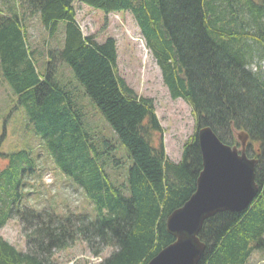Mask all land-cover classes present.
<instances>
[{"label":"trees","instance_id":"16d2710c","mask_svg":"<svg viewBox=\"0 0 264 264\" xmlns=\"http://www.w3.org/2000/svg\"><path fill=\"white\" fill-rule=\"evenodd\" d=\"M8 1L0 14V82L34 123L55 166L83 189L95 215L24 204L31 194L27 178L39 169L28 150H2L4 130L0 227L15 214L26 246L20 250L0 235V264H60L55 253L79 242L93 256L111 249L103 264H148L175 240L167 218L196 190L203 169L198 130L205 126L231 146L239 145L238 131L249 135L246 154L258 160L260 190L245 211L205 220L199 264H246L255 251L264 254V71L253 54L254 43L264 49V0ZM75 2L133 15L170 96L186 101L195 117L180 161L166 152L154 100L139 96L119 75L116 39L100 43L84 35ZM28 13L37 14L51 36L65 23L63 46L49 49L43 61L28 38ZM61 64L74 77L64 79ZM87 101L115 139L92 126ZM115 142L131 160L122 179Z\"/></svg>","mask_w":264,"mask_h":264},{"label":"rangeland","instance_id":"374dc122","mask_svg":"<svg viewBox=\"0 0 264 264\" xmlns=\"http://www.w3.org/2000/svg\"><path fill=\"white\" fill-rule=\"evenodd\" d=\"M259 1V0H256ZM8 0H0V14L6 12L4 4ZM77 22L84 35H92L100 43L108 37H113L118 46V73L135 90L139 96L149 97L154 100L156 114L164 129V142L169 158L180 161L183 145L195 131V117L190 105L183 99H173L163 81L160 67L152 53L147 48L141 35L138 24L133 15L128 11H118L106 14L103 10L94 8L81 2H75ZM28 38L36 50L38 60H45L48 50L63 46L64 22H60L57 32L51 36L43 27L37 14H27ZM253 54L256 61L264 71V49L254 43ZM64 79L74 77L73 72L64 66L59 68ZM253 70H256L253 68ZM86 113L92 126L104 129L105 135L115 139L116 135L106 124L96 107L85 103ZM5 130L1 148L6 153L28 150L31 153L38 172L27 179L31 186L26 191L31 194L24 199V204L42 208L53 204L59 212L72 210L86 212L92 218L95 215L94 205L89 201L83 189L74 185L54 164L47 153L44 139L35 133L34 123L30 122L22 107L17 106L16 97L12 94L7 84L0 82V134ZM118 143V142H115ZM119 144V143H118ZM117 157L121 159L122 166L119 176L122 179L128 172L131 160L128 151L123 145H118ZM6 161H1L3 167ZM48 181V182H46ZM0 235L10 241L20 250H24L26 239L21 229V224L13 214L6 225L0 227ZM108 256L111 249L104 251ZM83 253H90L83 242H79L63 251L55 253V259L60 264H71L79 260L77 257ZM91 254V253H90ZM246 264H264V254L255 251Z\"/></svg>","mask_w":264,"mask_h":264},{"label":"water","instance_id":"95a60500","mask_svg":"<svg viewBox=\"0 0 264 264\" xmlns=\"http://www.w3.org/2000/svg\"><path fill=\"white\" fill-rule=\"evenodd\" d=\"M239 145L222 142L209 126L198 130L203 169L195 192L167 218L175 240L148 264H199L206 244L199 233L206 219L220 212H243L257 197L256 158L246 154L249 135L237 132Z\"/></svg>","mask_w":264,"mask_h":264},{"label":"clouds","instance_id":"9594fccd","mask_svg":"<svg viewBox=\"0 0 264 264\" xmlns=\"http://www.w3.org/2000/svg\"><path fill=\"white\" fill-rule=\"evenodd\" d=\"M48 182V181H46ZM106 253L101 251L99 255L93 256L90 253H83L77 257L79 260H87L90 261L91 264H103L104 255ZM72 264H75V261L72 262Z\"/></svg>","mask_w":264,"mask_h":264}]
</instances>
